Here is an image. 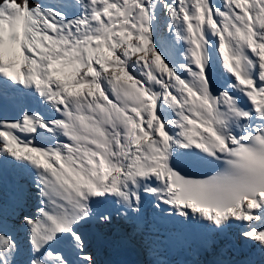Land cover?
I'll use <instances>...</instances> for the list:
<instances>
[{
    "label": "snow or ice",
    "instance_id": "1",
    "mask_svg": "<svg viewBox=\"0 0 264 264\" xmlns=\"http://www.w3.org/2000/svg\"><path fill=\"white\" fill-rule=\"evenodd\" d=\"M3 107L0 264H264V0H0Z\"/></svg>",
    "mask_w": 264,
    "mask_h": 264
},
{
    "label": "bare ground",
    "instance_id": "2",
    "mask_svg": "<svg viewBox=\"0 0 264 264\" xmlns=\"http://www.w3.org/2000/svg\"><path fill=\"white\" fill-rule=\"evenodd\" d=\"M17 114L18 113L15 112L11 107L0 108V117L10 118ZM17 184H23V183L16 182L14 186H11V189H14ZM24 185L26 188L27 185L26 184ZM9 195L11 194L9 193ZM25 195H27V192H25ZM114 222H118V221H114ZM127 233L128 232L124 229V232L120 234V237L123 238L130 237L129 239L132 244L131 250H128L125 247V244H122L121 238L116 239L108 251L105 250L99 251L98 249H94L90 247L92 251L96 254V258L98 262L100 261L102 264H116V261L120 260L121 262H123V264H150L151 258L145 254L140 239L133 238L130 235H127ZM226 242L233 244V250L230 258L234 260L236 264H242V263L244 264L245 261L255 260V258L259 255L256 249H253L250 246H244L239 241L230 239ZM115 249L118 250V253H114ZM195 258L196 257L193 256L192 259ZM200 258L209 259L211 257L201 256Z\"/></svg>",
    "mask_w": 264,
    "mask_h": 264
},
{
    "label": "rangeland",
    "instance_id": "3",
    "mask_svg": "<svg viewBox=\"0 0 264 264\" xmlns=\"http://www.w3.org/2000/svg\"><path fill=\"white\" fill-rule=\"evenodd\" d=\"M7 192H8V194L11 192V190L10 189H8L7 190ZM10 194H12V193H10ZM146 254V253H145ZM146 258H147V256H146ZM255 260H259V255L255 258ZM98 263H100V264H102L100 261L98 262ZM243 264V263H242Z\"/></svg>",
    "mask_w": 264,
    "mask_h": 264
}]
</instances>
